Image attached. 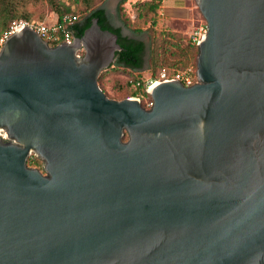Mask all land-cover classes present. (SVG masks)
Here are the masks:
<instances>
[{
    "label": "water",
    "instance_id": "water-1",
    "mask_svg": "<svg viewBox=\"0 0 264 264\" xmlns=\"http://www.w3.org/2000/svg\"><path fill=\"white\" fill-rule=\"evenodd\" d=\"M196 4L198 82L154 83L150 109L99 86L122 47L98 19L6 41L0 264H264V0Z\"/></svg>",
    "mask_w": 264,
    "mask_h": 264
},
{
    "label": "trees",
    "instance_id": "trees-1",
    "mask_svg": "<svg viewBox=\"0 0 264 264\" xmlns=\"http://www.w3.org/2000/svg\"><path fill=\"white\" fill-rule=\"evenodd\" d=\"M25 1L0 0V37L16 19L33 21L32 14L24 9ZM47 1L59 17L66 14L77 16L78 21L74 30L78 38L91 27L94 19L99 20L103 30L111 31L118 36L122 51L117 52L113 65L99 77V86L105 93V80L110 76H119L121 79L124 78V82H120V89L126 92L124 99L140 98L143 106L150 109L148 105L152 104L153 100L148 93L149 81L138 75L145 68L147 62L143 58L145 55L148 56L152 81L160 80L164 71L171 77L177 71L188 70L191 66L194 67L192 69L194 75H197L198 45L193 44L181 33L171 30L163 22L166 21L163 15L164 0H137L135 7L139 14L135 20L127 16L124 9L129 0H120L117 12L122 26L113 23L105 3L95 7L97 0H75L76 4L81 5L80 11H74L71 6L61 3L60 0ZM143 22L149 23L150 27L146 30L136 27V24ZM202 25H206L205 19ZM124 30L130 35H124ZM144 35L149 37V43L144 40ZM55 46L58 45H51V47ZM106 95L108 96L107 93ZM128 139L129 136L126 134L125 141ZM43 164V161L35 155H32L28 161L31 168L42 169Z\"/></svg>",
    "mask_w": 264,
    "mask_h": 264
},
{
    "label": "rangeland",
    "instance_id": "rangeland-1",
    "mask_svg": "<svg viewBox=\"0 0 264 264\" xmlns=\"http://www.w3.org/2000/svg\"><path fill=\"white\" fill-rule=\"evenodd\" d=\"M61 3L71 6V8L74 11H80L81 5L78 3H75V0H60ZM186 1V0H184ZM137 0H129L126 5L124 6V9L126 11L127 16H129L132 20H135V18L138 16L139 11L137 7H135V3ZM24 5V9L29 11L32 14V20L36 22H43L46 20L52 19L54 16H58L56 12H54L47 0H26ZM105 3V6L108 10V13L111 15L113 23L116 26H122V23L120 21L117 9L120 3V0H97L95 3V7L100 6L101 4ZM176 1L174 0H164L165 8V14L169 17L171 16V8L170 5H176ZM187 3H189L191 6L195 8V13L192 16V20L188 23L181 22V21H173L168 20L163 21L168 28L171 30H175L178 33H181L183 36H185L188 40V33H190L193 29L198 28L202 25L204 22V18L201 15L196 0H187ZM136 27L142 28L146 30L148 27H150L149 23H140L136 24ZM125 34L130 35V33L127 30H124ZM144 40L146 43H149V37L147 35H144ZM147 62L145 65V68L138 74L145 78L147 81H151V71L150 66L148 64V56ZM189 69H194V67H189ZM120 82H124V78L121 79L119 76H110L107 80H105V88L106 93L111 99L121 101L124 99L126 92L120 89Z\"/></svg>",
    "mask_w": 264,
    "mask_h": 264
},
{
    "label": "built area",
    "instance_id": "built-area-1",
    "mask_svg": "<svg viewBox=\"0 0 264 264\" xmlns=\"http://www.w3.org/2000/svg\"><path fill=\"white\" fill-rule=\"evenodd\" d=\"M78 21L77 16L73 14H66L62 17L54 16L50 20H46L43 22L29 21L24 19H16L14 20L9 28L1 35L0 37V51L2 50L6 41L13 36L19 30L29 27L35 30L45 42H47L50 46L60 45V44H73L75 39L77 38L75 35L74 27ZM207 33V26L202 25L198 28L193 29L190 33H188L189 40L198 45L201 38ZM163 80H176L184 84L186 87H190L195 85L197 80V75H194L192 69L177 71L173 76H169L167 72H162L161 79ZM158 81H150L149 88ZM148 88V89H149ZM149 107L152 104L148 105Z\"/></svg>",
    "mask_w": 264,
    "mask_h": 264
},
{
    "label": "crops",
    "instance_id": "crops-1",
    "mask_svg": "<svg viewBox=\"0 0 264 264\" xmlns=\"http://www.w3.org/2000/svg\"><path fill=\"white\" fill-rule=\"evenodd\" d=\"M176 1V5H170L171 8V16H167L165 14L166 6L163 5V15L168 20H176L188 23L192 20V16L195 13V8L187 3V0H174Z\"/></svg>",
    "mask_w": 264,
    "mask_h": 264
},
{
    "label": "flooded vegetation",
    "instance_id": "flooded-vegetation-1",
    "mask_svg": "<svg viewBox=\"0 0 264 264\" xmlns=\"http://www.w3.org/2000/svg\"><path fill=\"white\" fill-rule=\"evenodd\" d=\"M124 35H128V34H125V33H124ZM143 58H144L145 61H147L146 55H145ZM145 65H146V63H145ZM38 158H39V157H38ZM42 161H43V160H42ZM43 163H44V162H43ZM36 169H39V168H36ZM39 170L45 174V172H44V164H43V168H42V169H39Z\"/></svg>",
    "mask_w": 264,
    "mask_h": 264
}]
</instances>
